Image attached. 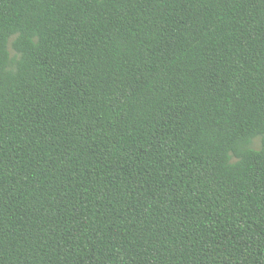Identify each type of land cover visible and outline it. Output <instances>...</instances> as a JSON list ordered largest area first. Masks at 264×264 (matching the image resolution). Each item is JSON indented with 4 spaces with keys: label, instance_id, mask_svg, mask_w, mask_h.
<instances>
[{
    "label": "trees",
    "instance_id": "obj_1",
    "mask_svg": "<svg viewBox=\"0 0 264 264\" xmlns=\"http://www.w3.org/2000/svg\"><path fill=\"white\" fill-rule=\"evenodd\" d=\"M0 264H264V0H0Z\"/></svg>",
    "mask_w": 264,
    "mask_h": 264
}]
</instances>
